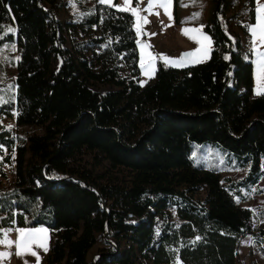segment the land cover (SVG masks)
Instances as JSON below:
<instances>
[{"label":"trees","instance_id":"16d2710c","mask_svg":"<svg viewBox=\"0 0 264 264\" xmlns=\"http://www.w3.org/2000/svg\"><path fill=\"white\" fill-rule=\"evenodd\" d=\"M76 3V14L61 19L63 0H0V26H16L20 51L15 101L0 104V116L43 130L23 139L0 121L3 163L14 174L0 190V229L46 226L39 264H238L239 239L253 229L240 187L255 186L264 155V93L253 91L247 27L254 0H245L248 19L237 21L245 40L230 37L226 0H214L203 23L209 57L158 61L143 85L131 12ZM96 83L113 88L100 93ZM204 140L242 154L247 177L195 165L192 144ZM255 231L264 236V223ZM97 234L111 244L89 259Z\"/></svg>","mask_w":264,"mask_h":264},{"label":"rangeland","instance_id":"374dc122","mask_svg":"<svg viewBox=\"0 0 264 264\" xmlns=\"http://www.w3.org/2000/svg\"><path fill=\"white\" fill-rule=\"evenodd\" d=\"M118 1L120 2V5H125L124 0ZM63 2L64 6L61 8V10L57 11L59 18L68 19L74 16L78 11V5L76 3V0H63ZM148 3L149 0H147L146 3H140L139 6H137L140 9H146ZM213 3L214 0H210L209 16ZM174 8L175 2L173 0V5L171 8L172 19H170L169 16L165 14L163 9L159 8L154 9V13L158 12V15L149 14L146 11L141 12V15L147 16L149 23L144 25L141 33H138L137 46L139 52V65L141 64L142 58L146 60L145 54L148 52H151L152 55L157 56V59L154 62L155 70L158 61H161L164 65L167 66L172 65L170 63L166 64V62L163 60V57L166 56L171 60H179L182 57L181 53H177L176 48L170 49L169 47L173 45L171 41H174V43H176V39L179 40V46L192 45L194 52L200 47V44L190 38L193 33L185 35L183 32V30L186 28L193 29L198 27L196 25L190 27L183 23L176 22L173 14ZM222 16L226 21L225 25L227 33L234 38V33L241 32L240 28L237 25V21H246L248 19L245 8V0H226L225 5L223 6ZM172 25H176L177 29L172 31ZM169 27L171 30L167 31ZM7 28H13L15 30L14 33L9 32L12 34L11 36L8 35L9 33L7 35L4 34V30ZM153 30H156L155 33L153 32ZM159 31L163 34L165 32L167 34H165L166 37H169L170 40L166 41L168 42L169 46H165L162 44L159 45V43L157 42V40H159V36H157V33ZM177 36L179 39L177 38ZM242 38L243 40H245L243 34ZM5 45H8V47L5 48ZM13 45L14 49L12 47ZM142 45H151V47L142 48ZM19 57L20 51L16 43V26L10 21H5L0 26V97H3V99L6 100L7 103L15 101L16 85L14 82V78L16 75V63ZM208 57L209 54L207 57H203L202 54H198L196 57L186 58V60L182 64L172 66L189 65L192 63L204 61ZM154 75L155 71L151 76L145 75L144 70L140 66V74L138 81L141 85H143ZM230 83L233 84L234 80H230ZM91 87L93 89L98 90L100 93H104L105 91H108L109 89L113 88L112 86L103 83L91 84ZM2 123L6 129L8 125H12L13 127L10 131L13 134L23 136V139H25L29 133H41L43 131L39 127L35 126L16 125L15 121L9 116H3ZM17 141H19L18 138ZM6 149L8 153V148ZM189 157L195 165H201L209 169L219 168V171L221 172L222 176H229L233 180H238L243 176L247 177L251 164L250 162L245 161L244 156L242 154H236L230 151V149L225 147L221 142L215 140L194 141L190 150ZM1 167L5 171L6 176L2 177L0 175V190L11 188L13 185L14 175L13 167L6 162H2ZM259 174L260 178L255 183V186H252L250 189H246L243 186L240 187V190H242V192H244L246 195V198L244 200H241L240 202L241 204L246 205L251 209L253 229L244 233L239 239L237 245L238 264H264V236H260L255 231H258V227L264 223L262 217L264 209V155L261 156V168ZM250 176H252V174ZM170 215L172 218H174L175 211L171 209ZM139 219L140 217H136L133 215H130L128 217V221L132 222H137ZM110 244L111 242L109 237L97 234L96 242L90 249L88 254L89 259L97 258L100 249L102 247H108ZM176 261L177 259L173 264H176Z\"/></svg>","mask_w":264,"mask_h":264},{"label":"snow or ice","instance_id":"6c2138e0","mask_svg":"<svg viewBox=\"0 0 264 264\" xmlns=\"http://www.w3.org/2000/svg\"><path fill=\"white\" fill-rule=\"evenodd\" d=\"M99 2L101 4H109L111 6H115L112 4V0H99ZM193 2H195V0H193ZM136 3L137 5H139L140 0H136ZM124 4L125 6L123 8H118V10L131 12V14L135 17V30L137 33H141L144 25L149 23L147 16L141 15L142 11H146L149 14L158 15L159 14L158 12L154 13V9L155 8L163 9L165 14L168 15L170 19H172L171 8L173 5V0H149L146 9H140L138 6L129 7L132 4V0H124ZM256 11H257V16H256L255 25H248L247 27L253 37L252 50L257 57L256 60L254 61L257 66V78L259 81H264V52L259 51V47H264V5L258 4ZM199 16L200 13H194L193 16L190 17L189 19H198ZM203 27L204 26L201 25L199 28L184 29L183 32L185 35H189V33H193V35L190 38H192L198 44H200V47L195 52L184 53L179 60H171L170 58L165 56L163 57V60L166 62V64L170 63L172 65H179L182 64L186 60V58L196 57L198 54H202L203 57H207L209 52L211 51L212 39L209 35L203 32ZM14 31L15 30L13 28H7L4 30V34L7 35L9 32L14 33ZM4 47L7 48L8 45H5ZM12 47L14 49V45ZM150 47L151 45H142V48H150ZM145 55H146V60L142 58L140 66L144 70L145 75L151 76L155 71L154 62L157 59V56L152 55L151 52H148ZM257 94H260V92L258 91ZM0 103H7V101L4 100L3 97H0ZM13 115L15 116L17 115V113H13ZM2 119L3 117L0 116V121H2ZM12 127H13L12 125H8L6 130L10 131ZM6 154H7V149L3 145H0V163L3 162L4 155ZM12 160L13 161L15 160V149H13ZM237 202H239L238 198H237ZM12 231H16L18 233V239L16 241H13L9 238L10 233ZM47 232L48 230L45 228H32V229L9 228L8 230L3 231L2 235H0V244H5L9 248L15 245L17 249L15 255L24 256L26 254H30L32 256H35L38 262L39 256L37 252L33 250V245H36L38 248H42L44 251H47L48 250L46 244ZM199 239L200 237H197V240ZM11 255L12 253L9 252L0 253V257H6V256L10 257ZM25 264H27L26 261ZM176 264H181L178 258Z\"/></svg>","mask_w":264,"mask_h":264},{"label":"crops","instance_id":"0c3cea01","mask_svg":"<svg viewBox=\"0 0 264 264\" xmlns=\"http://www.w3.org/2000/svg\"><path fill=\"white\" fill-rule=\"evenodd\" d=\"M147 0H140V3H146ZM175 2V8L173 11L174 18L176 22L178 23H183L188 26H194L196 25L198 28L203 25V23L207 22L209 20V6H210V0H174ZM120 2L118 0H112V4L115 5L114 7L116 8H123V5L119 4ZM255 8H254V21L250 25H255L256 23V16H257V7L259 5H264V0H254ZM137 6L136 0H132V4L129 7H135ZM139 6V5H138ZM194 13H200V16L198 19H189L190 17L193 16ZM134 25H135V17H134ZM171 28L173 29L172 31L177 29L176 25H172ZM171 30L170 27L168 28L167 31ZM156 30H153L155 33ZM227 31V30H226ZM204 32V31H203ZM174 33V32H172ZM241 34V32H239ZM137 38H138V33ZM162 32H158L157 36H159V40L157 42L165 46H169L168 42L169 37H166ZM209 35V34H208ZM145 36V35H144ZM210 36V35H209ZM242 36V34H241ZM251 36V46H252V40L253 37L250 33ZM230 37L233 39V37L230 35ZM178 38V36H177ZM179 39V38H178ZM212 39V38H211ZM173 45L169 46L170 49H177V53H181L183 49H189L191 52L193 51L192 45H182L179 46V40L176 39V43L174 41H171ZM170 42V43H171ZM213 46V42H212ZM159 47V46H158ZM253 47V46H252ZM259 47V46H258ZM170 51V50H169ZM259 51L264 52V47H259ZM210 53V52H209ZM256 55L252 50V62H253V91L255 94L259 91L260 94L264 93V81H259L257 78V66L255 64L256 60ZM9 228L12 229H32V228H45L48 230V228L44 225H38V226H8V227H3L0 229V235H2L3 231L8 230ZM9 238L13 241H16L18 239V233L16 231H12L10 233ZM47 248H49V234L47 232V240H46ZM33 250H35L39 256V261L37 262V258L35 256H32L30 254H26L24 256H17L15 255V252L17 251L15 245H13L11 248L6 246L5 244H0V253H5L9 252L12 253L10 257H0V264H25V261L27 264H39L42 259L46 256L47 251H44L42 248H38L36 245H33Z\"/></svg>","mask_w":264,"mask_h":264},{"label":"water","instance_id":"95a60500","mask_svg":"<svg viewBox=\"0 0 264 264\" xmlns=\"http://www.w3.org/2000/svg\"><path fill=\"white\" fill-rule=\"evenodd\" d=\"M187 52H191L189 49H185V50H182L181 52V56L184 54V53H187Z\"/></svg>","mask_w":264,"mask_h":264}]
</instances>
